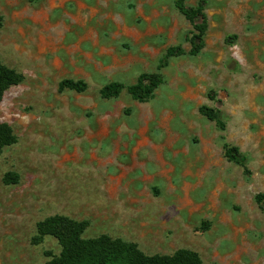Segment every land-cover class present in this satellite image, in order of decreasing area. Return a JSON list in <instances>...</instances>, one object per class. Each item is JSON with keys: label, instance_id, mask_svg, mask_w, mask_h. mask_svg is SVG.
I'll return each mask as SVG.
<instances>
[{"label": "rangeland", "instance_id": "374dc122", "mask_svg": "<svg viewBox=\"0 0 264 264\" xmlns=\"http://www.w3.org/2000/svg\"><path fill=\"white\" fill-rule=\"evenodd\" d=\"M204 12L201 52L171 58L139 103L99 91L156 72L169 47L189 50L192 26L174 0H0V60L24 77L0 103L16 137L0 154V264L58 255L54 237L37 239L52 216L147 255L264 264L254 199L264 194V0H207ZM65 79L87 88L59 91ZM201 106L220 111L223 131ZM223 143L245 167L224 158Z\"/></svg>", "mask_w": 264, "mask_h": 264}, {"label": "trees", "instance_id": "16d2710c", "mask_svg": "<svg viewBox=\"0 0 264 264\" xmlns=\"http://www.w3.org/2000/svg\"><path fill=\"white\" fill-rule=\"evenodd\" d=\"M206 5L207 0H197L195 6H186L184 0H174L175 8L192 26V32L188 38L189 50L186 52L181 46L167 48L158 61L156 72L140 74L136 82L131 85L110 82L100 89V97L109 100L118 97L122 91H126L132 100L139 103L151 99L154 91L163 83L159 71L167 67L171 58L180 57L186 53L197 56L203 49V37L207 30L204 12ZM1 27L2 17L0 16ZM23 79L21 73L0 60V103L4 93L9 88L19 85ZM86 88L87 84L81 80L65 79L58 84L59 91L70 90L83 93ZM198 111L209 121L214 122L218 129L224 130V122L219 110L201 106ZM15 142L16 137L11 128L5 123H0V154L4 148ZM222 152L228 162L245 167L246 157L237 147L223 143ZM15 179L16 176L5 177L8 183ZM254 199L259 209L264 211V194H256ZM204 225L207 227V224ZM86 227L85 221H75L63 216H52L39 222L37 239L49 235L54 237L60 246L59 254L50 256L45 264H202L199 255L189 249H179L171 255H147L135 244L118 238H110L106 235L84 238L82 234Z\"/></svg>", "mask_w": 264, "mask_h": 264}]
</instances>
